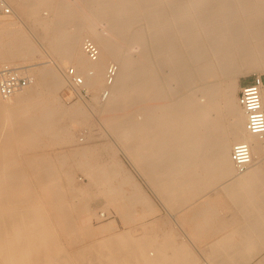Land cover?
<instances>
[{"label": "bare ground", "instance_id": "1", "mask_svg": "<svg viewBox=\"0 0 264 264\" xmlns=\"http://www.w3.org/2000/svg\"><path fill=\"white\" fill-rule=\"evenodd\" d=\"M4 2L12 14L0 17V64L30 66L32 82L11 99L0 95V264L201 263L171 234L131 236L133 223L156 211L118 161H105L117 149L205 243L209 264L264 254V138L246 131L237 94L239 77L264 73V0ZM85 38L99 49L96 61ZM39 44L53 62L26 65L42 56ZM69 63L83 85L65 107L57 91ZM111 63L118 74L109 87ZM261 98L264 110V86ZM92 119L112 143L72 148L73 124ZM238 142L253 146L242 174L231 160ZM77 171L89 186L76 184ZM93 199L131 228L95 240L116 219L91 227Z\"/></svg>", "mask_w": 264, "mask_h": 264}, {"label": "rangeland", "instance_id": "2", "mask_svg": "<svg viewBox=\"0 0 264 264\" xmlns=\"http://www.w3.org/2000/svg\"><path fill=\"white\" fill-rule=\"evenodd\" d=\"M41 14L45 17L49 16V12L44 10L41 12ZM6 14L0 12V17H4ZM11 15V14H10ZM7 16V15H6ZM9 16V15H8ZM5 19H9V17H4ZM24 28L29 32L27 22L25 19L22 20ZM90 40L89 38H85L82 42ZM81 44V46H82ZM40 45V44H39ZM42 48V56L38 58V60H35L29 64L26 65H33L38 67H43L45 65H51L53 62V57L49 54L47 49L40 45ZM45 50V51H44ZM45 52V53H44ZM3 64H0V68L3 67ZM109 64H107L108 66ZM106 66V67H107ZM18 67V66H17ZM29 68L30 66H25ZM69 69H75L71 63L67 64L66 66H63V74H65ZM106 71V69H105ZM258 75V74H253ZM264 76V73L260 74ZM252 76H241L238 79V82L241 86L243 81L246 79V77ZM32 78V77H31ZM67 83V82H66ZM238 90V93L239 94ZM73 92V91H72ZM69 88V83L65 87H62L59 91H57V95L59 98V101L65 106L70 107L76 102H79V98L75 95V92L72 93ZM104 92H102L103 94ZM85 100L91 101L92 94H85L83 92L82 94ZM90 121V124L87 125H77L73 124L72 131L74 132L73 135L75 137V143L71 145L72 148L75 147H84V146H90L96 148H102L103 146H106L109 143H112L108 135H106L104 129L100 125V123L93 121ZM81 126V127H80ZM71 147L69 146H58L56 148L57 151H66L69 150ZM115 155V156H114ZM105 161L111 163L113 161H118L119 164L123 167V169L129 173L135 182L140 188V190L148 197V200L153 204V207L156 211L155 216H150L148 218H145V220H137L133 223L132 228L134 227L133 233H131L132 237L141 238L144 236V232L146 233H152L157 234V237H162L165 234H171L173 238L176 239L178 243H181L185 246H187V252L189 255H191V258L197 261L199 264H209L208 259L206 257V245L205 243H198L196 240H194L190 234L188 233L187 229L182 225L180 220L177 218V212L178 211H172L168 209V207L161 202H159V198L155 196L153 193L152 187L143 179L140 174L134 169L132 162L128 159V157L125 155V153L121 152V150L117 149L115 154H112L111 156L108 154H104ZM75 182L79 186H89L90 180L89 178L81 171H77L74 175ZM129 189V188H128ZM101 202V203H99ZM89 208H91V211H95L97 213V216L92 214V216H87L85 220L89 223V225L93 228H99L101 225L116 219V227L112 232L104 233L97 235L95 237V240H100L109 237L113 233H121L129 230L131 228L130 226H124L118 218H116L112 212L113 210L105 207L104 201H98L97 199H93L89 202ZM103 212L105 214L104 218L99 217V213ZM94 215V216H93ZM136 228V229H135ZM186 229V230H185ZM135 231V232H134ZM134 235V236H133ZM99 236V237H98ZM203 244V245H202ZM205 248V249H204ZM206 250V251H205ZM264 257V254L262 256L255 258L252 263L250 264H259L260 260ZM197 259V260H196ZM256 261V262H255ZM264 264V262L262 263Z\"/></svg>", "mask_w": 264, "mask_h": 264}, {"label": "built area", "instance_id": "3", "mask_svg": "<svg viewBox=\"0 0 264 264\" xmlns=\"http://www.w3.org/2000/svg\"><path fill=\"white\" fill-rule=\"evenodd\" d=\"M0 12L6 15L12 14L11 8L5 4L4 0H0ZM83 51L92 61H96L100 55L98 47L90 40L84 41ZM117 74L118 65L115 63L109 64L105 73L106 84L109 87ZM66 79L68 80L70 91L83 85V79L77 74L75 69H69L66 72ZM31 82L32 78L26 67L6 65L0 68V95L5 100L21 93ZM263 86L264 76H248L245 82L241 84L238 94V102L246 116L245 129L258 139L264 138V110L261 98ZM83 92L87 94L86 90L81 89V94ZM105 94H107V91ZM253 158V146L251 143L238 142L233 145L231 160L239 174L245 173L250 168Z\"/></svg>", "mask_w": 264, "mask_h": 264}, {"label": "crops", "instance_id": "4", "mask_svg": "<svg viewBox=\"0 0 264 264\" xmlns=\"http://www.w3.org/2000/svg\"><path fill=\"white\" fill-rule=\"evenodd\" d=\"M245 82V80L243 81V83Z\"/></svg>", "mask_w": 264, "mask_h": 264}]
</instances>
